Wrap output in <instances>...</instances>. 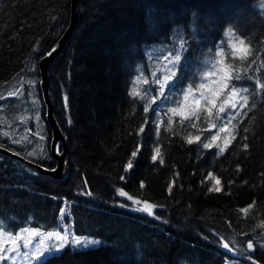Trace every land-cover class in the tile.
Returning a JSON list of instances; mask_svg holds the SVG:
<instances>
[{
    "label": "trees",
    "instance_id": "obj_1",
    "mask_svg": "<svg viewBox=\"0 0 264 264\" xmlns=\"http://www.w3.org/2000/svg\"><path fill=\"white\" fill-rule=\"evenodd\" d=\"M79 5L49 84L68 173L55 179L0 153V231L57 230L63 210L77 234L100 243L65 247L44 264H264V0ZM70 17L71 0H0V145L46 167L56 159L39 61ZM180 42L191 57L182 73L209 52L225 63L230 82L211 114L180 104L172 113L151 90L148 50ZM234 87L240 98L249 94L236 109L220 103ZM225 124L228 131L220 132ZM212 135L218 139L203 148ZM145 203L155 205L151 214L137 210Z\"/></svg>",
    "mask_w": 264,
    "mask_h": 264
},
{
    "label": "rangeland",
    "instance_id": "obj_2",
    "mask_svg": "<svg viewBox=\"0 0 264 264\" xmlns=\"http://www.w3.org/2000/svg\"><path fill=\"white\" fill-rule=\"evenodd\" d=\"M192 30H195L192 25ZM233 35H228V45H233ZM188 44L178 43L173 46L169 51L166 47H157L155 49L148 50V71L160 81L163 82V94H161V86L158 83L151 84V90L155 87L160 103L171 109H178V105L192 106L197 109L195 114L207 115L209 110H212V106L219 103V96L224 92V87L230 82V78L224 72L225 63L214 59L218 57L217 53L209 52L207 55L201 56L198 62L197 59L193 69L187 70L182 73V68L187 61L190 60ZM243 46L240 45L238 53L244 55L240 50ZM180 56L179 69L175 72V76H171L169 80H165V75H170L168 69L172 67V61L176 55ZM223 56L224 50L221 52ZM198 68H200L198 70ZM228 71V70H227ZM154 78V77H153ZM171 85V88H168ZM233 90H229L226 100H221L220 103H239L240 96L239 91L237 95L229 99ZM260 92V91H259ZM258 92V93H259ZM249 97V94L245 93ZM243 97V96H242ZM65 213V211H63ZM70 226L72 232L78 237L87 238L88 240H95L100 243V238L92 237L88 235L77 234L71 223H68L65 219L63 223H60V227L57 230H43L37 227H25L16 233H9L6 231H0V264H39L38 258L43 260L41 254L42 249L50 247L53 243H59L55 237H49L48 233L61 231L62 227ZM35 233V234H33ZM71 239V236H69ZM99 243L95 244L98 245ZM91 245V246H95ZM80 248V247H77ZM49 257V256H48ZM223 264H250L246 262H240L238 259H227Z\"/></svg>",
    "mask_w": 264,
    "mask_h": 264
},
{
    "label": "water",
    "instance_id": "obj_3",
    "mask_svg": "<svg viewBox=\"0 0 264 264\" xmlns=\"http://www.w3.org/2000/svg\"><path fill=\"white\" fill-rule=\"evenodd\" d=\"M79 6V0H71V17L67 28L65 29L64 33L61 35L55 46L50 51H48L39 61L40 85L47 105V118L52 128L53 137L51 141V147L53 155L56 159V165L53 167H46L0 145V153L23 161L28 165L38 169L40 173L49 175L50 177L55 179H63L66 177L69 169V157L67 153L66 137L62 132L54 114V107L51 100L49 85L50 72L58 55L64 50L68 40L70 39L71 35L78 25L80 16ZM59 145H62V149L59 147Z\"/></svg>",
    "mask_w": 264,
    "mask_h": 264
},
{
    "label": "snow or ice",
    "instance_id": "obj_4",
    "mask_svg": "<svg viewBox=\"0 0 264 264\" xmlns=\"http://www.w3.org/2000/svg\"><path fill=\"white\" fill-rule=\"evenodd\" d=\"M228 35H231V30H229V33ZM244 41L241 40L240 41V44H243ZM241 52L245 53L247 52L246 49H242L240 50ZM244 56L241 55V59H243ZM179 60H180V56L177 54L173 61H172V67L169 68L167 71L170 75H165L164 79L165 80H169L171 78V76H175V72L179 69ZM153 83H158L160 84L161 86V94H163V82L160 81L158 78L155 77V74L153 73ZM239 79V78H237ZM145 83H147V81H145ZM169 87H171V85H169ZM260 87H264V85H260ZM245 92L248 91L247 88L244 89ZM237 91L235 89V87L233 88V91H232V94L231 96L229 97V99H232V97H235L237 95ZM64 101L66 102L67 101V96H64L63 97ZM242 100H243V104H247V100H248V97L247 95H244L242 97ZM243 106V105H241ZM237 105L236 103H233L231 105V108L232 109H236ZM171 111L175 112L176 110L173 108L171 109ZM219 111L221 113L225 112V108L224 107H221L219 109ZM209 114H211V110H209ZM187 118V117H185ZM199 117H197L198 119ZM233 118L232 114L229 113L228 115V121L230 122L231 119ZM37 120H39V117H36ZM193 127H195V124L192 125ZM213 128L216 127L215 124L212 125ZM219 131L220 132H227L228 131V128H227V124H225L224 126L220 127L219 128ZM233 139H235V137L233 136L232 137ZM197 141L200 139L199 136H197L195 138ZM218 139V137L216 135H212L211 136V140L210 142L208 143H203L202 144V147L203 148H210L212 147V142L213 141H216ZM188 143H192L193 140L191 138H188L187 140ZM219 147V146H217ZM225 148L227 147V143L225 144L224 146ZM244 148H247V144L244 145ZM224 148H220V151L223 152ZM57 151H58V146H57ZM159 151L160 149L157 148L156 149V152L157 154H159ZM136 155V152H133L132 153V156H135ZM153 160L156 159V156H153L152 157ZM132 167V164L131 162L128 163V168H131ZM121 179H123V177H121ZM220 183L219 180H216V184L218 185ZM141 187H143V185L141 184ZM210 190H216V191H219L220 189L218 187H215L214 189H210ZM119 195L122 196V197H127V199L129 201H132L133 200V196L129 195L127 192L123 191V190H119ZM135 204L139 205L141 202L139 200H135L133 201ZM70 207V206H69ZM155 207V205H151V204H147L145 203L144 207L143 208H140V209H137L138 211H144V212H147L149 214H151V210ZM244 211H247V209H245ZM70 215V213H69ZM64 216H65V213L63 212V210L61 211V223H63V220H64ZM61 231H63V235H61V232L60 231H57V232H50L48 233V236L49 237H55V239L59 242V243H53L50 247H46L41 251V254L43 256V260H40L38 258V261H39V264H44V261L47 260L48 256H55L57 255L58 253H60L65 247H71V248H77V247H80V248H88L89 246L91 245H95L97 243H99L98 241H95V240H88L87 238H82V237H78L74 234V232H72L70 226H64L62 227ZM35 234V233H33ZM69 236H71V239H69ZM247 243V248L248 249H252L253 248V244L251 242H246ZM222 247L228 251V252H231L233 251L234 249L233 248H230L229 246V243H223Z\"/></svg>",
    "mask_w": 264,
    "mask_h": 264
},
{
    "label": "flooded vegetation",
    "instance_id": "obj_5",
    "mask_svg": "<svg viewBox=\"0 0 264 264\" xmlns=\"http://www.w3.org/2000/svg\"><path fill=\"white\" fill-rule=\"evenodd\" d=\"M59 147H61V145H59Z\"/></svg>",
    "mask_w": 264,
    "mask_h": 264
},
{
    "label": "bare ground",
    "instance_id": "obj_6",
    "mask_svg": "<svg viewBox=\"0 0 264 264\" xmlns=\"http://www.w3.org/2000/svg\"><path fill=\"white\" fill-rule=\"evenodd\" d=\"M47 108V107H46ZM27 164V163H26Z\"/></svg>",
    "mask_w": 264,
    "mask_h": 264
}]
</instances>
